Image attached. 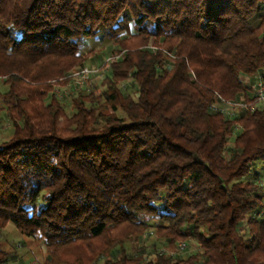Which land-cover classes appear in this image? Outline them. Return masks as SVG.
<instances>
[{
    "label": "trees",
    "instance_id": "16d2710c",
    "mask_svg": "<svg viewBox=\"0 0 264 264\" xmlns=\"http://www.w3.org/2000/svg\"><path fill=\"white\" fill-rule=\"evenodd\" d=\"M143 34L164 41L173 68L159 48L126 53L104 92L74 91L67 115L52 80L83 61L85 42ZM0 73L13 125L0 142V228L43 241L38 264H84L61 250L103 236L104 248L85 244L93 264L105 254L101 264H264V165L252 167L264 163V105L242 79L264 80V0H0ZM129 77L137 98L120 87ZM25 81L48 120L27 115ZM219 95L255 107L227 116ZM123 225L130 231L114 232ZM151 226L198 251L128 254ZM13 254L0 243V264Z\"/></svg>",
    "mask_w": 264,
    "mask_h": 264
},
{
    "label": "rangeland",
    "instance_id": "374dc122",
    "mask_svg": "<svg viewBox=\"0 0 264 264\" xmlns=\"http://www.w3.org/2000/svg\"><path fill=\"white\" fill-rule=\"evenodd\" d=\"M257 22L258 18L253 19V26H255ZM125 36H127V39L121 41L109 36H96L88 39L80 50L83 61H78L71 66L69 65L65 70V75L62 76L60 80H52L53 93L57 95L61 104L65 107L67 115L74 112L71 102L72 96L73 98L77 96V92L74 91H77L76 89L84 86V89H86L84 92L92 90L96 95L104 92V90L107 89L105 78L111 68V65L115 64L117 60L124 57L126 53L134 54L137 50L142 48H148L154 51L159 48L163 51L162 53L165 54L166 61L163 68H166L167 70L173 68L175 56L173 54L166 53L164 48L166 44L161 38L146 36L144 34L142 36ZM82 68L94 70V73H89L90 75L86 77L82 74H77V72H79ZM7 77L8 76L0 73V142L9 141L13 135L12 121L10 120L7 112V110H9V106L6 103L7 101L3 100L5 96L4 94L6 93L5 91L8 89L5 85ZM251 78L252 76H242L243 81L248 86H253ZM25 83L24 87L28 90L25 97H29L27 98L28 102H26L25 106L27 115L35 120V122L38 120H48V111L47 108H45L47 101L43 98L44 96L38 93L36 90L37 85H35V83L29 84L28 81H25ZM81 83L83 85H80ZM120 87H128L132 96L137 98L138 85L131 79V77L124 82H121ZM49 96L46 99H49ZM242 98L243 97L241 96L237 100H241ZM263 105L264 102L258 103L257 106ZM11 113L14 114V118L19 119L20 114L17 110L14 109ZM63 122L64 116H60L58 119L59 126H63ZM232 141L233 139L231 137L228 144L231 145ZM263 165L264 163L262 161H256L253 163L252 167L254 170L261 171ZM261 214L264 216V209L261 211ZM148 220L150 224L156 221V219L153 218H148ZM115 230L116 231L114 232L124 235L129 229L127 226L123 225ZM242 230L244 234L246 233V235H248L249 230L246 226H243ZM86 242L93 243L100 249L105 247L107 241H105V236H103L97 239H90ZM86 242H77L70 248L66 247L61 250V254L68 259L76 256L81 258L84 264H93L92 259H94L95 255L97 256V253L95 254L92 250H85ZM0 243L5 250L10 253H14L8 262L9 264H38L43 262L48 254L43 241L23 235L11 222L0 228ZM125 248L130 255L141 253L144 257L151 255L150 258H154L155 253L152 251H161L175 256L186 257L197 252L199 246L195 240L169 244L168 241L160 239L156 235L154 227L151 226L144 235L131 236V240L125 244ZM102 256L103 257L99 260L98 264H101L109 257L107 254Z\"/></svg>",
    "mask_w": 264,
    "mask_h": 264
},
{
    "label": "built area",
    "instance_id": "2783aa9c",
    "mask_svg": "<svg viewBox=\"0 0 264 264\" xmlns=\"http://www.w3.org/2000/svg\"><path fill=\"white\" fill-rule=\"evenodd\" d=\"M91 73H94V70H90L88 68H82L77 74H82L83 76H89ZM76 75V74H75ZM252 91L251 95L255 98V103H263L264 102V80L261 76L252 77ZM80 85H83L82 83ZM216 110H221L226 113L227 116L235 117L239 111L244 108L253 109L255 105H249L247 101L242 98L241 100H231L225 99L224 97L219 95V101L214 105Z\"/></svg>",
    "mask_w": 264,
    "mask_h": 264
}]
</instances>
